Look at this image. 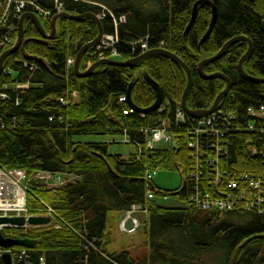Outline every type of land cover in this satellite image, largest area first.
Wrapping results in <instances>:
<instances>
[{
    "label": "trees",
    "instance_id": "trees-1",
    "mask_svg": "<svg viewBox=\"0 0 264 264\" xmlns=\"http://www.w3.org/2000/svg\"><path fill=\"white\" fill-rule=\"evenodd\" d=\"M35 1L45 10L55 8L56 0ZM59 1L72 14L104 15V34H119L117 59L128 60L144 53L139 45L135 49L132 45L140 39H146L149 50L161 48L162 43L180 57L193 76L187 99L192 110L211 108L225 89L224 79L202 77L199 64L233 37L252 40L254 51L244 68L248 74L264 78V0H211L218 8V19L203 42L212 19L209 5L198 7L196 21L187 31L197 0ZM51 19L41 17L47 32ZM8 23L19 25V20L12 17ZM5 31L0 30V40ZM24 33L25 50L19 49L5 59L0 75V167L26 171L31 214H45L48 209L53 212L50 223L16 232L14 237L36 241L30 248L35 264H39L40 256L45 257L46 264H264V213L257 209L221 213L189 203L197 184L203 190H213L214 186L205 160L198 161L188 146L187 128L193 124L187 122L184 127L176 122L188 83L183 66L167 55L153 54L130 67L103 64L91 75L80 77L68 60L75 61L80 49L97 38L95 21L61 18L56 36L45 39L27 18ZM248 47L246 41L234 43L204 70L207 74L222 72L232 82L231 91L218 107L227 114V122L220 121L227 132L220 139L225 152L219 165L253 197L250 177L262 181L264 195V132L248 128L255 120L248 108L264 104V83L252 82L238 70ZM4 50L0 45V58ZM98 60L97 46L90 47L80 69L86 71ZM144 74L160 86L162 105L143 115L137 111L125 115L123 110L130 105L121 97L127 95L131 84V99L138 107L148 108L157 99ZM229 113L237 116L235 122ZM163 124L173 132L178 145L148 148L145 130ZM76 135H123L129 138L128 143L136 144L137 150L125 157L110 153L107 141L81 142L74 139ZM198 162L203 164L200 172H206L207 178L199 179L198 175L189 184L186 173L196 171ZM153 170L180 171L183 182L176 189L161 188L155 179L147 177ZM36 172L60 173L67 178L60 184L48 183L36 178ZM149 191L154 198L148 196ZM156 195L178 196L185 205H160ZM134 205L147 212L144 224L138 227L142 235L135 256L128 249H110L114 237L111 228L116 226L111 224L110 213H124Z\"/></svg>",
    "mask_w": 264,
    "mask_h": 264
},
{
    "label": "built area",
    "instance_id": "built-area-1",
    "mask_svg": "<svg viewBox=\"0 0 264 264\" xmlns=\"http://www.w3.org/2000/svg\"><path fill=\"white\" fill-rule=\"evenodd\" d=\"M27 7L30 8L28 12H35L44 20H49L54 14L65 11L63 3L59 0H56L53 10L41 8L35 0H7L5 4L0 3V30L6 29V33L0 40V45L5 50L15 45L18 40L19 25L9 24V19L13 17L20 21L22 15L27 12L25 10ZM103 16L104 15H101V17ZM118 43H120V38L117 31L115 34H105L97 46L100 59H113L118 57L119 53L116 48ZM132 45L134 49L139 45L143 51L149 50L146 39L132 42ZM160 45L162 47V43ZM68 64L73 65L74 61L69 59ZM74 95H76V93ZM2 96L7 97L5 93H2ZM61 101L66 103L63 99ZM121 101H128L127 96L124 95L121 97ZM128 112H134V109L127 108L123 110L125 115L129 114ZM248 113L255 119L249 123L248 128L264 132V104L259 108L249 107ZM143 114L144 113H142V115ZM226 116L227 114L223 109H217L214 113L202 117L188 116L181 107L177 110L176 122L179 126L185 127L187 122L193 124L187 128L189 137L188 146L191 149V153L197 156L195 158H197L198 161L201 159L205 160L206 170L208 169L209 171L208 178L211 179L212 185L214 186L213 190L210 188H205V190H203L197 184L191 195H189V203L204 210L219 211L221 213L243 209H257L258 212L264 213V208L261 207V204L264 203L262 181L258 178L250 177L248 183L253 196L251 197L248 195L249 191L247 188L241 186L238 180L234 179L219 165V158H221L225 152L223 146H221L222 140L220 139L227 132L226 125L220 121L227 122ZM229 117L231 122H235L237 119V116L233 113H229ZM145 133L148 136L147 147L150 149L159 145H178V139L165 124L154 129L147 128ZM124 141H129V138L125 137ZM211 151L215 154L211 153ZM196 165H198L196 171L191 169L186 173V181L189 184L194 182L193 180H195L198 175L199 179L203 177L207 178L206 172H200L203 164L198 162ZM198 172H200V174ZM157 174L158 170L149 171L147 177L152 180ZM34 176L48 183H61L63 181V177L60 173L36 172ZM26 183L27 173L25 170L0 167V218L16 216L25 217L27 220L24 225L0 223V232L5 238H14L16 232H26L41 226L28 223L29 217L34 216V214H31L27 207ZM148 196L153 198L154 194L149 191ZM140 209V206L134 205L132 209L126 213V216H131L134 211ZM52 213V210L48 209L45 214L38 216L51 217ZM135 221L136 224H138V220L135 219ZM124 222L123 220L121 227L127 230L124 226ZM132 230L133 229H129V231ZM5 254L10 255L11 264H35L32 260L33 255L30 252V247H4L0 245V259L3 261V264H5ZM39 264H46L44 256L39 257Z\"/></svg>",
    "mask_w": 264,
    "mask_h": 264
},
{
    "label": "water",
    "instance_id": "water-1",
    "mask_svg": "<svg viewBox=\"0 0 264 264\" xmlns=\"http://www.w3.org/2000/svg\"><path fill=\"white\" fill-rule=\"evenodd\" d=\"M201 4H207L212 9V19H211L208 31L205 33V35L202 38V42H203L208 36H210V34L212 33V31L215 27V24H216L217 19H218V8H217L216 4L211 0H197L194 4V7H193L192 18H191L190 23L187 27V31L194 25V23L196 21V17H197L198 7ZM27 18L31 19L34 22L37 29L39 30V32L41 33V35L45 39H52L56 36V34H57V21L61 18L74 19V20H82L84 18H91L93 21H95V23L98 25V30H99V34H98L97 38L94 39L93 41L86 43L80 49V51L77 54V57L75 59L74 70H75V73L80 77L91 75L97 67H99L100 65H103V64L130 67V66H133V65L141 62L142 60H144L145 58H147L148 56H151L153 54H164V55L169 56L170 58L175 60L177 63H179L181 66H183L187 72L188 83H187V86H186L185 91L183 93V97H182V101H181V107L187 114L194 116V117H201V116L209 115V114H212L213 112H215L218 109L223 98L231 91L232 82L227 75H225L222 72H215L212 74H207V73H205L204 68L207 64L222 58L225 55V53L227 52V50L229 49V47L238 41H246L249 44L247 51L240 58L239 63H238V70H239L240 74L244 78H246L252 82L264 83V78L252 76V75L248 74L244 68V62L252 56L253 51H254V44H253L252 40H250L246 36H236V37L231 38L222 46V48L215 55H213L211 57L204 58L200 62L199 71H200V74L202 77H204L205 79L222 78L226 81L225 89L219 93L214 104L209 109L192 110L188 107L187 99H188V95H189V93L193 87V76H192L191 70L189 69V67L185 64V62L180 57H178L175 53H173V52H171L165 48L150 49L148 51H145L141 55L134 57V58H131V59H128V60H117V59L103 58V59H100L97 62H95L93 65H91L86 71H82L80 69V64H81V61H82L84 54L88 51V49L90 47L99 45V43L101 42V39L104 36L102 18L93 12H88V13H83V14H72V13H69L67 11H62V12L57 13L56 15L53 16V18L51 20V24H50V26H51L50 33H48L46 31V29L44 28V26H43V24L39 18V16L35 12H25L22 15L20 22H19V32H18L17 42L15 43V45L13 47L5 50L4 53L2 54L1 58H0V75L2 74V72L4 70L5 59L9 55L17 52L19 49H21L22 51L25 50L24 44L26 42V39H25V33H24V23H25V20ZM263 30H264V21H263ZM144 77L155 88V90L157 92V99H156L155 103L148 108L138 107L131 99L132 84L129 87V90L127 93V98H128L130 107L133 108L135 111L141 112V113H150V112L156 111L157 109H159L161 107L163 97H162L161 88L158 85V83L155 82L151 77H149L148 74H144ZM50 220H51L50 217L31 216L28 219V223L31 225H41V224L49 223ZM26 221L27 220L25 217H1L0 218V223H6V224L9 223V224H15V225H24L26 223ZM134 225H135L134 218L128 217L125 221V227L131 228ZM0 245H2L4 247H12V246L34 247L36 245V241L34 239H29V238H24V239L5 238L3 236V234L0 232ZM4 259H5V264H11V257L9 254H5Z\"/></svg>",
    "mask_w": 264,
    "mask_h": 264
},
{
    "label": "rangeland",
    "instance_id": "rangeland-1",
    "mask_svg": "<svg viewBox=\"0 0 264 264\" xmlns=\"http://www.w3.org/2000/svg\"><path fill=\"white\" fill-rule=\"evenodd\" d=\"M15 76V74H13ZM76 141H81V142H103L107 141L109 142V152L113 154H122L125 157H129V155L133 152H136L137 146L134 143H126L124 141V136H104V135H76L74 137ZM116 141V142H115ZM67 178L66 175H63V180ZM184 179V174H182L180 171H167V170H162L158 171V174L155 177V183L161 188L165 189H176L181 186L182 182ZM155 201L163 206L167 207H177V206H183L185 205V201H182L179 199L178 196H168V197H163V196H155ZM139 211L136 213V216H138L141 220H143L144 224V219L143 215L140 214ZM117 211H112L110 213V219H111V224L114 226V218L117 215ZM114 217V218H113ZM116 219V218H115ZM142 224V222H141ZM143 226V225H142ZM141 226V227H142ZM117 226H114L111 228L113 230V240L110 244V249L112 251L115 250H124L128 249L131 251V253L135 256L138 254L137 250V244L138 240L137 238H141L142 235V229L139 228L136 230V232L133 235H129L124 232H120L116 228Z\"/></svg>",
    "mask_w": 264,
    "mask_h": 264
},
{
    "label": "crops",
    "instance_id": "crops-1",
    "mask_svg": "<svg viewBox=\"0 0 264 264\" xmlns=\"http://www.w3.org/2000/svg\"><path fill=\"white\" fill-rule=\"evenodd\" d=\"M137 213V212H136ZM136 213H135V215H136ZM140 214H142L143 215V218H146V216H147V214L145 213V212H140ZM138 217V216H137ZM114 218V217H113ZM116 218V219H115ZM115 218H114V223H115V225L117 226L116 228H117V230H119L120 232H124V233H127V234H129V235H133L135 232H126V231H123L122 230V228L120 227V223H121V220L122 219H124V214L123 213H121V212H118L117 213V215L115 216ZM141 221H143V220H141ZM137 240L139 241L140 240V238H137Z\"/></svg>",
    "mask_w": 264,
    "mask_h": 264
}]
</instances>
